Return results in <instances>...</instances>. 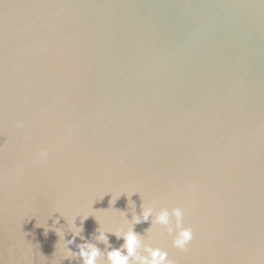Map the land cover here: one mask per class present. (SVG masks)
Wrapping results in <instances>:
<instances>
[{
    "label": "water",
    "instance_id": "obj_1",
    "mask_svg": "<svg viewBox=\"0 0 264 264\" xmlns=\"http://www.w3.org/2000/svg\"><path fill=\"white\" fill-rule=\"evenodd\" d=\"M143 203L195 236L140 251L264 264V0H0V264H82L57 229L104 252Z\"/></svg>",
    "mask_w": 264,
    "mask_h": 264
},
{
    "label": "clouds",
    "instance_id": "obj_2",
    "mask_svg": "<svg viewBox=\"0 0 264 264\" xmlns=\"http://www.w3.org/2000/svg\"><path fill=\"white\" fill-rule=\"evenodd\" d=\"M48 158L47 150H41L36 156L37 161H45ZM131 193L129 194V196ZM132 202L129 201V204ZM152 204L143 203L139 214H133L130 221H126L127 228L123 229H103L99 227L96 239L104 243L107 250L102 252L95 244L84 241L77 245L78 251L74 252L67 245L75 242L77 236H80L82 227L74 223L76 216L67 219L68 230L71 231V238L65 240L64 233L57 229L60 241H63L62 252L65 258L79 257L82 264H177L176 260L169 256V252L161 247L145 246L142 251L141 236L133 230V225L150 220V227L146 230L150 235L153 232H159L157 226H164L168 236L171 237L172 247L181 251H187L189 245L194 240L195 232L191 224L185 221V208L182 205H176L171 208L162 207L159 212H153ZM125 215L124 212H121ZM84 215L81 220L87 218ZM151 218V219H150ZM99 225L100 222L98 221ZM111 233L117 239L123 238V244L120 247L113 248L108 242V236ZM83 240V237H81Z\"/></svg>",
    "mask_w": 264,
    "mask_h": 264
}]
</instances>
